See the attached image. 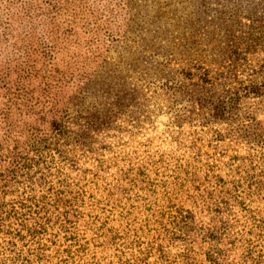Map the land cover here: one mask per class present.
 <instances>
[{
	"label": "rangeland",
	"instance_id": "rangeland-1",
	"mask_svg": "<svg viewBox=\"0 0 264 264\" xmlns=\"http://www.w3.org/2000/svg\"><path fill=\"white\" fill-rule=\"evenodd\" d=\"M2 202L0 264H264V0H0Z\"/></svg>",
	"mask_w": 264,
	"mask_h": 264
},
{
	"label": "trees",
	"instance_id": "trees-1",
	"mask_svg": "<svg viewBox=\"0 0 264 264\" xmlns=\"http://www.w3.org/2000/svg\"><path fill=\"white\" fill-rule=\"evenodd\" d=\"M12 209V206L10 205V203L8 202H2L0 203V233L3 231L2 228H1V225L6 221V220H10V216H6V217H3L2 214L4 215H7L9 213V210ZM5 211V212H4ZM2 241H0V245H1ZM12 245V248L15 249V248H18L19 249V246H17V243L13 240H11V243Z\"/></svg>",
	"mask_w": 264,
	"mask_h": 264
}]
</instances>
